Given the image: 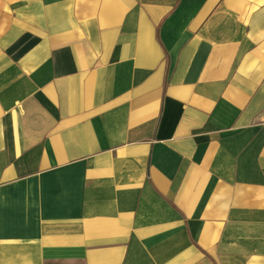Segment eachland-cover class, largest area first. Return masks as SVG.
I'll list each match as a JSON object with an SVG mask.
<instances>
[{"label": "crops", "instance_id": "1", "mask_svg": "<svg viewBox=\"0 0 264 264\" xmlns=\"http://www.w3.org/2000/svg\"><path fill=\"white\" fill-rule=\"evenodd\" d=\"M0 264H264V0H0Z\"/></svg>", "mask_w": 264, "mask_h": 264}]
</instances>
